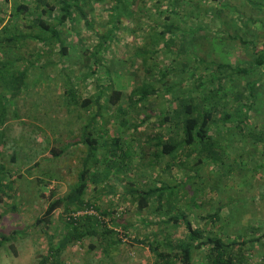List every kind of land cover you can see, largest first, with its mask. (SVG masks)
<instances>
[{
    "label": "rangeland",
    "instance_id": "obj_1",
    "mask_svg": "<svg viewBox=\"0 0 264 264\" xmlns=\"http://www.w3.org/2000/svg\"><path fill=\"white\" fill-rule=\"evenodd\" d=\"M18 1L21 0H10L11 4L0 1V30L4 29L0 32V105L4 109V123H0V165L4 167L1 180L9 186V190L0 194V237L15 236L0 248V264H39L47 254L48 238L53 235L56 239L68 232L69 229L62 223L67 218L62 209L54 213L50 226H35L34 223L49 204L50 192L55 193V198H62L75 186L86 154L81 142L84 133L98 144L88 164L91 176L98 175L100 171L101 178H108L96 188L90 184L84 199L93 202L101 212L113 215L111 217L115 222L113 225L109 217L103 216L102 222L95 226L98 236L83 238L66 249L62 255L65 264H154L147 244L135 242L136 239L143 241L156 237L160 243L185 240L184 227L174 228L164 214H152L149 211L138 213L132 206L119 201L123 190L130 188L128 180L134 181L133 184L139 190H147L162 182L173 188L171 201L175 217L184 215L191 221L193 217L207 216L220 210V222L214 226L221 228L223 241L234 242L235 252L242 243L240 253L245 257V264H256L260 255L264 254V239L254 240L264 233V169L252 176L253 165L258 167V162L245 163L242 171H238L242 169L240 166L234 168L238 169L236 172L232 167L228 168L239 153H244L242 144L227 143L224 139L232 138L233 135L222 131L220 125L216 132L222 131L219 147L225 153L224 166L215 170L217 166L204 162L196 169V180L191 178L193 173L189 167L197 157L188 160L186 166L173 168L167 175L163 172V166L168 158L155 162L152 156L155 152L157 154V150L151 145L145 146L148 137L163 135L161 133L164 131H160L154 123L155 118L150 120L148 126L146 123L139 126V123L147 114L155 117V113L161 109L172 110L178 95L193 89L191 83L185 80L180 88H173L170 96L155 99L149 109L143 108L125 115L126 127L120 126L122 121L118 119L116 107L109 106L107 100L112 90L120 91L122 97L117 105L126 109L128 94L143 83V61L155 73L163 70L168 72L166 82L169 84L179 82L178 73L183 61H188L191 67H197L194 71L197 74L204 72V65L198 66L196 63L199 60L209 66L227 64L246 68L252 60L251 44L264 49V9L260 10L264 7V0H251L252 4L246 0H197L209 9L218 10V15H213L212 20L208 16L200 17L201 21L212 22L209 30L202 33L196 35L199 30L195 31L194 24L185 29L187 36L177 41L184 48L183 58L158 50L152 44L154 38L145 39L144 36L155 34L160 28L148 22L134 21L141 11L146 10H140L143 7L140 0H135L133 6V0H124L112 15L125 13L135 16L131 21L123 20L120 26L116 23L110 49L103 56L100 55L96 74L90 71L94 61L88 54L98 45V34L101 32L102 36L106 32L109 15L104 2L87 0L89 2L84 12L88 23L76 18L72 24L61 28L62 38L50 40L47 36H40V31L37 29L35 32L36 27H29L28 24L37 19L48 21L55 14H35V4L31 0H23L29 12L24 15L17 13L16 8L21 4ZM84 3V0H80L78 6ZM166 3L168 0H152L148 9L154 11V17H160ZM192 23L188 22L189 25ZM179 33H176L177 39ZM235 37L245 43L242 44ZM147 41L149 44L143 46ZM59 45L67 46L69 53L66 57L59 55ZM254 79L241 77V81L228 86L243 90L242 82ZM97 86L103 94L100 99L102 110L97 115L95 106L85 109L69 105L64 95V91L72 87L80 101L93 95ZM156 86L159 88V85ZM261 95L262 100L259 96L255 110L249 115L250 124L256 122L255 112L263 110L261 103L264 91ZM169 99L172 104L167 101ZM134 125H138V129ZM109 138H121L129 145L125 144L127 148L124 146L123 149L132 172L116 175L118 163L112 157L104 159L103 149L98 147L105 148V143L110 142ZM140 148L144 150L143 156ZM54 152L56 156H53ZM258 160L264 166V158L258 157ZM95 161L99 162L98 167L93 165ZM106 164H110L112 169L108 176L104 173ZM198 201L208 204L201 206L197 204ZM77 214L79 217L91 215L90 212H80L72 216ZM193 225L202 227L206 232L214 230L209 222L197 220ZM89 226L83 224L79 231L83 233ZM105 230L128 232L132 240L112 246L104 255L98 244L101 236H105ZM224 232L227 233L225 236ZM205 253L206 248L195 253L192 264H203Z\"/></svg>",
    "mask_w": 264,
    "mask_h": 264
},
{
    "label": "trees",
    "instance_id": "obj_2",
    "mask_svg": "<svg viewBox=\"0 0 264 264\" xmlns=\"http://www.w3.org/2000/svg\"><path fill=\"white\" fill-rule=\"evenodd\" d=\"M84 1L85 3L82 6H78L80 0H34L33 4L35 5L33 11L35 14L36 12H40L42 16L46 14H55V17L48 21L40 19L33 20L30 23L31 25H28L29 27L35 26V32H37L38 29L41 33L40 36L44 38L46 36L50 40L57 37L62 38L60 34L61 28L65 25L72 24L76 18L83 20L84 23H88L84 8L89 1ZM98 1L105 3L109 19L106 22L105 34L102 36H100L101 32L98 34L99 43L94 47V51L88 54L89 58L94 61V64L91 70L89 67H87V69L92 71L93 74H96L98 71L101 61L100 57L110 49L109 45L112 43L111 39L112 35L115 33V26L117 24L120 26V22L123 20H125V22H127V20L131 21L135 16H130L125 13H120L116 16H114V14L112 15L114 9H117V6L124 0ZM150 1L152 0L139 1L143 6L140 10H146V12L141 11V15L134 21L143 23L148 22L155 26V28H160L155 34H147L144 38H154L155 42L152 44L158 47V50H163L164 53H171V55L175 57L178 56L179 58L185 57L184 48L180 47V43L177 42L187 36L185 35V29L188 27L190 28V26L194 24L195 31L199 30L196 35L200 32L202 33L206 29L209 30V25L212 22L207 23L201 21L200 17L208 16L212 20L213 15L215 17L218 15V10L215 8L209 9L207 6H203L202 2H197V0H168L166 6L162 7V11L164 12L161 13V16L154 17V11L148 9ZM211 1L218 2L220 0ZM246 1L249 3L251 2V0ZM135 3V0H133L132 6L135 5ZM170 6H172L171 9ZM263 9L264 7L260 10ZM16 12L24 15L29 12V7L26 5H19L16 8ZM217 20H219V18ZM189 21L193 23L189 25ZM262 24H264V21ZM25 28H28V26L25 25ZM1 31H4V29H1L0 32ZM176 33L180 35L178 39ZM37 35L39 36V34ZM235 39L240 40L241 43L243 42L238 37H235ZM148 44L149 41L145 42L143 46H147ZM57 47L61 57H66L68 55L69 51L67 50V46L59 45ZM251 52L252 60L248 63L249 66H246V68L232 67L227 64H219L217 66L216 64H212L209 66L205 65L204 61H196L198 66L204 65V72L209 71L208 74H206L208 77L203 74L204 72L197 74L194 72L197 67H191L188 61H183L180 72L178 73L179 82L175 84L166 82L168 72L163 70L155 73L146 65L145 61H143L145 74L143 83L141 86L132 89L128 94L126 109L125 107L123 108L117 105L122 97V92L120 91L112 90L108 95L107 103L111 107H116L118 119L122 121V123L120 122V126L126 127L127 121L125 115L128 116L130 113H136L143 108L149 109L155 99L163 98V96H170L173 88L178 86L180 88V84L187 80L191 83L193 89L191 91L186 90L181 95H178L177 102H174L172 110H168V108L165 110L161 109L158 113H155V117L147 114L141 123H139V126L143 125L142 123H146V126H148L150 120L155 118L154 123L161 129L160 131H164L161 134L166 133V136H164V134L159 136L151 135V137L147 139V144H145V146L151 145L150 147H154L157 150V154L155 152L152 156L155 162L163 158H168V162L163 166V172L169 175L173 168L186 166L188 160L197 157V160L189 167V171L193 173L191 178H195L194 180H196L198 177V175L195 176L196 169L202 166L204 162L217 166L215 170L224 166L225 153L220 150L219 143L221 141L220 135L222 131L226 130L227 133H231L233 137L224 140H226L227 143L233 142L242 144L241 147H243L244 150V153H239L233 161L232 166L230 165L228 168L232 167L233 171H235L238 169L234 168L240 166L242 169L238 171H242L244 170L245 163L254 164L258 162L257 164L259 166L255 167V165H253L254 168H252L254 172L252 176H254L257 171L264 169V166L261 162L259 163L258 160V157L264 158V100L261 103L263 110L259 112H257V110L255 112L257 115L256 122L250 124L249 115L253 109L255 110V102L258 100L259 96H261L260 99L262 100L261 93L264 91V49H258L251 44ZM189 74L190 76H188ZM241 77H254L257 79L242 82L244 83L243 90L233 89L228 86L229 84L233 85L239 80L241 81ZM204 78L205 80L203 81ZM156 84L159 85V88H157ZM64 95H66L65 97L69 105L79 106L85 109L95 106V110H97L96 115L102 110L100 99L103 94L99 86H97V90L93 95L81 99L80 101L78 100L80 99L79 95L76 94V90L72 87L64 91ZM167 101L170 102L171 100L169 99ZM170 104H172V102H170ZM0 112L2 113L0 114V123L3 125L4 109L1 108ZM93 119H95V117ZM220 125L223 128L221 133H219V131L216 132V129L219 128ZM134 127L138 129V125H134ZM85 129H88V127ZM109 140L110 142L107 144L105 143V148L98 147L103 149L104 159L106 157H112V160L118 163L117 166L119 169L115 172L116 175H123L122 173L124 172L129 173L131 171V166L130 163L127 162V159H125L123 149L124 146L127 148L125 145L127 143L121 138H109ZM81 142L86 148V154L83 158V168L78 174L75 186L62 198H55V193L53 191L50 192L49 204H47L41 217L35 220V226H50L54 213L58 209H62L63 215H67V218L63 220L62 223L69 229L68 232L59 237L57 236L56 239L53 235L48 238L49 244L47 254L40 260L39 264H65L62 255L66 249L83 238L95 235L98 236L95 226L102 222L103 216L109 217V222L114 225V218L111 217L113 215L101 212L93 202L84 199L90 184L96 188L98 185H103L108 178H101V174H99L100 171H98V175L94 174L91 176L90 169H88V164H90V159L92 158V151L95 146L97 147V142L95 140H90L86 133L83 134ZM141 148L140 152L141 156H143L144 150ZM56 155L57 154L54 152L53 156ZM122 155H124L123 158L125 160L122 159ZM93 165L98 167L99 162L95 161ZM106 165L104 173L108 176L111 174L112 169L110 164ZM3 173L4 167L0 165V194L9 190V186L4 185L1 180ZM133 182H130V180L127 181L130 188L123 190L119 198L121 203L124 202L132 206L138 213L149 211V213L151 212L152 214H164L168 219V223L174 228L183 226L186 231L185 240L176 243H171L169 241L160 243L156 237L151 240L143 241L136 239L135 242L147 244V248L154 259V264H192L193 255L205 248L204 264L241 263L237 255H240L242 243L240 247L239 245L237 246V251L235 252L234 247L236 244L234 242H224L223 238L221 236L219 237L218 234H214L213 231L204 232V230L194 229L184 215L181 217L173 216L175 212V208L171 201L174 194L173 188L162 182L160 185L157 184L153 187H149L147 190H139ZM174 187L177 188V185H174ZM197 204L202 206L208 204V202L201 204V202L198 201ZM219 211L220 210L213 214H208L207 217H205V220H207L213 228H215V224L220 222ZM80 212H93L94 214L73 218V214ZM83 224H89L90 226L82 233L79 231V227ZM217 229L218 227L216 230ZM113 231L105 230L104 235L110 236V238L108 237V239L105 236H101L99 240L98 246L104 255H107L112 246H116L120 243L125 244L122 241V237L126 238L128 242L132 240L128 232H122L121 230ZM226 234L225 232L223 233L224 236ZM13 238H15L14 234L8 238L0 237V248L5 243H9L13 240ZM263 239L264 233L254 240L260 241ZM55 240L57 242L54 244Z\"/></svg>",
    "mask_w": 264,
    "mask_h": 264
},
{
    "label": "crops",
    "instance_id": "obj_3",
    "mask_svg": "<svg viewBox=\"0 0 264 264\" xmlns=\"http://www.w3.org/2000/svg\"><path fill=\"white\" fill-rule=\"evenodd\" d=\"M0 1H2V2H6V4H11L10 3V0H0ZM33 1L34 0H31V2H32V4H33ZM18 2H21V4L20 5H26L25 4V2L23 1V0H21V1H18ZM205 217H207L206 215H200L199 216V218H192V220L191 221H189L190 223H191V225H192V227L194 228V229H200V230H203V228L201 227V228H198V227H195V225H193L194 224V222H196L197 220L198 221H200V222H202V223H206L207 222V220H205ZM204 218V219H203ZM225 221V220H224ZM217 228V227H216ZM216 228H214V230H213V232H215L214 234H218L219 235V237H220V232H221V228L220 227H218V229L216 230ZM204 232H205V230H204ZM210 232V231H209ZM237 251V250H236ZM240 255H237L238 257H239V259H240V264H245V257H244V255H242L241 253H239ZM263 255L264 254H262V255H260V258H258L259 260H257L255 263L256 264H264L263 262H264V258H263ZM194 259V258H193ZM193 261V260H192ZM205 262V261H204ZM204 262H203V264H204Z\"/></svg>",
    "mask_w": 264,
    "mask_h": 264
},
{
    "label": "built area",
    "instance_id": "obj_4",
    "mask_svg": "<svg viewBox=\"0 0 264 264\" xmlns=\"http://www.w3.org/2000/svg\"><path fill=\"white\" fill-rule=\"evenodd\" d=\"M90 213H91V214H94L93 212H90ZM78 215H79V214L74 215L73 218L79 217ZM122 241H123L124 243H127V242H128L127 239H126V238H123V237H122Z\"/></svg>",
    "mask_w": 264,
    "mask_h": 264
}]
</instances>
